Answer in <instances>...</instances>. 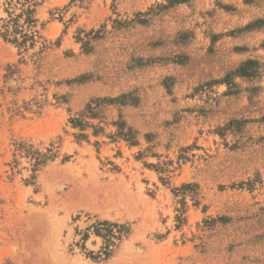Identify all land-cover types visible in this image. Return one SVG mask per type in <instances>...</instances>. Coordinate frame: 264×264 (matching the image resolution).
Here are the masks:
<instances>
[{
	"label": "rangeland",
	"instance_id": "rangeland-1",
	"mask_svg": "<svg viewBox=\"0 0 264 264\" xmlns=\"http://www.w3.org/2000/svg\"><path fill=\"white\" fill-rule=\"evenodd\" d=\"M35 18L0 35V264H264V0Z\"/></svg>",
	"mask_w": 264,
	"mask_h": 264
},
{
	"label": "trees",
	"instance_id": "trees-1",
	"mask_svg": "<svg viewBox=\"0 0 264 264\" xmlns=\"http://www.w3.org/2000/svg\"><path fill=\"white\" fill-rule=\"evenodd\" d=\"M38 2L39 0H0V8L5 13V16L0 18V35L6 41L16 44V46L23 50L35 46L40 37L36 30L37 19L35 18ZM47 159L48 156L44 155L38 159L36 164H43ZM102 224L124 229L123 226L117 224L108 222ZM98 226H96L95 231L100 234L103 230ZM120 235L121 231L115 234L112 230L108 234H105L108 237L109 244H114V239L120 238ZM108 249L107 247L105 250L106 254L108 253Z\"/></svg>",
	"mask_w": 264,
	"mask_h": 264
}]
</instances>
